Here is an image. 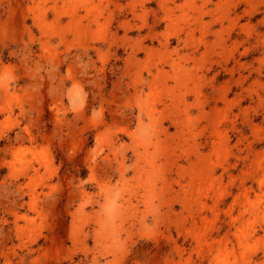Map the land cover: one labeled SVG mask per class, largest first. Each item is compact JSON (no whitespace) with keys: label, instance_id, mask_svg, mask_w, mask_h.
<instances>
[{"label":"rangeland","instance_id":"1","mask_svg":"<svg viewBox=\"0 0 264 264\" xmlns=\"http://www.w3.org/2000/svg\"><path fill=\"white\" fill-rule=\"evenodd\" d=\"M0 264H264V0H0Z\"/></svg>","mask_w":264,"mask_h":264}]
</instances>
